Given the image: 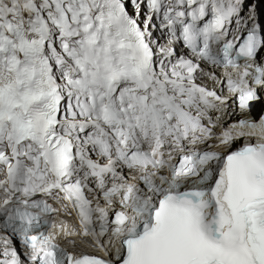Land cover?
<instances>
[{
    "label": "snow or ice",
    "instance_id": "1",
    "mask_svg": "<svg viewBox=\"0 0 264 264\" xmlns=\"http://www.w3.org/2000/svg\"><path fill=\"white\" fill-rule=\"evenodd\" d=\"M262 6L0 0V264H264Z\"/></svg>",
    "mask_w": 264,
    "mask_h": 264
},
{
    "label": "bare ground",
    "instance_id": "2",
    "mask_svg": "<svg viewBox=\"0 0 264 264\" xmlns=\"http://www.w3.org/2000/svg\"><path fill=\"white\" fill-rule=\"evenodd\" d=\"M262 7H264V6H262ZM257 109L259 110V108H257ZM229 111L231 113L232 110H229ZM235 119H237V117L235 115H231V114L226 115V117H225L226 123L231 121V120H235ZM241 143H242V141H237V144H241ZM235 146L236 145H234V147ZM54 218L55 219L60 218V222L63 221L67 225V227L70 229L71 228H77V229L79 228V221H78V218L76 217L74 212H71V214L69 215V214H65L63 211H61V212L57 213V217H54ZM89 251L95 252L96 250L95 249H89Z\"/></svg>",
    "mask_w": 264,
    "mask_h": 264
},
{
    "label": "rangeland",
    "instance_id": "3",
    "mask_svg": "<svg viewBox=\"0 0 264 264\" xmlns=\"http://www.w3.org/2000/svg\"><path fill=\"white\" fill-rule=\"evenodd\" d=\"M205 82H207V81H205ZM232 121V120H231ZM231 121H229V122H231Z\"/></svg>",
    "mask_w": 264,
    "mask_h": 264
}]
</instances>
